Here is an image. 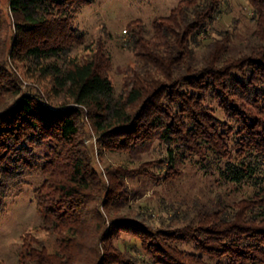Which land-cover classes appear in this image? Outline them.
<instances>
[{
	"label": "trees",
	"instance_id": "1",
	"mask_svg": "<svg viewBox=\"0 0 264 264\" xmlns=\"http://www.w3.org/2000/svg\"><path fill=\"white\" fill-rule=\"evenodd\" d=\"M95 1L10 0L16 36L9 56L32 62L51 83L48 98L10 88L2 78L6 45L0 52V94L16 96L0 114V212L41 174L36 208L58 235L52 252L24 242V257L34 264H264V0H248L254 27L244 35L234 26L210 35L225 0H180L151 26L131 21L122 46L136 60L118 95L104 48L69 57L85 35L75 19ZM85 119L101 158L104 151L138 154L158 141L163 155L143 165L160 172L107 165L103 176L80 136ZM186 164L243 194L168 206L163 227L122 213L128 178L171 182ZM122 232L137 241L116 244ZM189 242L200 254L181 248Z\"/></svg>",
	"mask_w": 264,
	"mask_h": 264
},
{
	"label": "rangeland",
	"instance_id": "2",
	"mask_svg": "<svg viewBox=\"0 0 264 264\" xmlns=\"http://www.w3.org/2000/svg\"><path fill=\"white\" fill-rule=\"evenodd\" d=\"M180 0H96L85 6L75 19L77 25L84 33V41L78 43L69 57L84 59L92 57L97 48L104 50L111 56V64L107 66L115 93L118 95L124 89V74L129 66L136 60V54L126 44L130 39L126 31L128 24L135 19H142L147 26H151L152 20L158 15H167L179 3ZM226 6L217 20L210 27V35H217V32L227 30L231 26L236 27L239 35H244L254 27L252 9L248 0H225ZM234 24V25H233ZM15 28L10 12V0H0V52L7 49L6 69L7 73L2 76L3 80L9 83L10 88L20 89L24 93L42 95L48 98V87L51 85L49 77H41L36 74V67L30 61L10 57L12 44L15 39ZM13 85L14 87H11ZM12 94L11 92L8 95ZM16 96L8 97L0 94V114L5 112L6 102L11 103ZM52 104L58 105L57 99L50 100ZM81 135L85 142L92 149L95 166L103 172L105 166L113 169L123 168L127 165L137 169L145 163L156 160L163 155L162 146L156 141L148 151L138 154L128 151H104V156L99 155L100 144L88 119L81 120ZM155 165V164H154ZM147 164L145 168L151 171L160 172L158 168H152ZM153 169V170H152ZM42 175L37 174L28 179L19 193L13 194L8 199L7 208L0 212V264H34L32 259L24 257V242L28 245L38 247L44 243L49 252L58 249L57 233L45 227L42 216L36 208L34 190L42 180ZM106 178V177H105ZM130 189V199L122 213L138 222H142L143 215L154 227H163L164 222L168 223L170 215L168 206L179 203L192 205L195 200L207 201L223 194L226 199L239 197L234 185H230L234 192L225 187L216 174H206L194 164L183 166V174L180 178L171 182H164L163 178H151L147 176H132L126 180ZM185 206V205H183ZM151 210L152 216L144 214ZM183 222L174 226H184ZM118 243L137 241L126 232L120 234ZM181 248L186 251L197 252L194 242L182 243ZM205 258L211 260L207 255ZM214 261V260H211Z\"/></svg>",
	"mask_w": 264,
	"mask_h": 264
}]
</instances>
